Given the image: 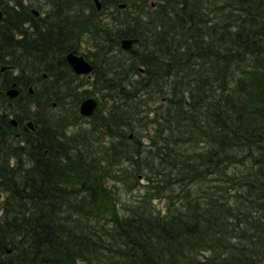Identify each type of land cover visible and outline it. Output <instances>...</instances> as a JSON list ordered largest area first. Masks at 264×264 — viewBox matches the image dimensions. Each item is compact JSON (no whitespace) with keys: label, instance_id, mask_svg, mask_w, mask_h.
<instances>
[{"label":"trees","instance_id":"16d2710c","mask_svg":"<svg viewBox=\"0 0 264 264\" xmlns=\"http://www.w3.org/2000/svg\"><path fill=\"white\" fill-rule=\"evenodd\" d=\"M98 1L43 0L36 18L0 0V53L21 71L69 72L85 40L98 53L93 82L49 89L44 133L0 167V264H264V0ZM96 85L107 105L83 118L79 89ZM138 177L145 191L119 209L116 184Z\"/></svg>","mask_w":264,"mask_h":264},{"label":"flooded vegetation","instance_id":"af4514ba","mask_svg":"<svg viewBox=\"0 0 264 264\" xmlns=\"http://www.w3.org/2000/svg\"><path fill=\"white\" fill-rule=\"evenodd\" d=\"M32 10L33 9L30 10L31 14ZM0 11H2L1 23L4 18V10L0 9ZM37 12V15L33 14L36 18L39 17V11ZM70 52L83 55L91 64L83 53L75 50ZM0 54H2L1 57L3 58V61L0 62V163L2 164H0V167H10L14 164V159L11 157L13 156L14 148L12 145H14L15 140L23 139L25 146L30 149L31 145H33L32 140L38 136L40 132L41 134L44 133L43 131L46 129L48 90L53 88L57 89L59 85L64 84L63 82L67 80L70 81L72 88L73 86L78 87L77 85L81 82H77L76 77L79 78L85 75H77L73 72L65 59L66 53L64 61L69 72H65L62 65H60L59 59L55 60L54 58L55 61L42 59L39 66L33 67L30 64L25 70L27 76L24 80L22 77L23 73L21 74L19 72L16 75L13 74L14 69L17 68L15 65L16 53H14V50L2 51ZM50 71L53 72V75H51ZM13 87L17 90V95L14 98H10L7 93ZM35 90L41 92V99H38V102L36 100L33 101ZM25 91L26 93H24ZM22 95L26 96L22 97ZM22 104L24 105V109L21 110L19 108L20 111H18V107ZM50 104L53 108H56L57 104L54 101H51ZM38 109L40 111H38ZM35 115H39L40 118L39 132L35 121ZM7 144L9 145L7 146Z\"/></svg>","mask_w":264,"mask_h":264},{"label":"rangeland","instance_id":"374dc122","mask_svg":"<svg viewBox=\"0 0 264 264\" xmlns=\"http://www.w3.org/2000/svg\"><path fill=\"white\" fill-rule=\"evenodd\" d=\"M18 1L23 6H28L30 4H36V7H34L35 9H37V4L38 3H40V4L43 3V0H18ZM8 3H9V1H8ZM28 3H30V4H28ZM37 11H39V15H41L43 17L46 14V12L48 11V8L44 7L42 10L37 9ZM111 12H115V11L111 10V9L104 10V13L101 14L99 16V18L100 19H104L106 17L108 18L110 16ZM109 19H110V17H109ZM3 27H4V22L2 21L0 23V29H2ZM91 43H92V41H90V40L89 41H86V40L83 41V43L81 44V46H80V48L78 50L80 53H83L85 56H87V59L90 60V61L93 60L95 58V56L98 54L96 48L94 47V43H92L93 46H91ZM16 56H17V54L15 55V59H16ZM17 59H20V58L17 56ZM24 59H25L24 61L19 63V64H21L24 67L23 71H21L20 69L15 68L14 71H13L14 72L13 74L16 75L19 72L21 74L23 73L22 77L25 80V78L27 76L25 70L30 66L31 60L29 59V61H26V58H24ZM113 59H114V65H118V63H121V64H124L123 66H127L129 64L128 57L126 58L124 53L123 54H121V53L115 54V57ZM118 60H122V61L119 62ZM95 78H96L95 74H93L92 72L89 75H85L83 77H81V76L79 78L76 77L77 82H82V83H84V85H88L90 82H93V80ZM39 86H41V85H39ZM98 87H99V85H96L95 87L92 86V87H89V88L83 86V87H81L79 89V91L88 89L90 91L91 96L95 97L97 99V101H100L101 109H102L103 107H105L107 105V101H106V96H104L102 93L98 92ZM24 93H26V91ZM25 96L26 95H22V97H25ZM35 100L37 102L39 101L37 99H35ZM148 104H152V103L148 102L146 104V108L147 109L149 108ZM151 106H153V105H151ZM48 108L49 107H47V111H48ZM59 109L62 111L63 107H60ZM38 111H40V110L38 109ZM57 113H59L58 109L55 111V114H57ZM152 114L153 113L149 111V113L147 115L148 119L152 118V116H153ZM146 122L147 121H145V123ZM84 126L87 127L88 125H84ZM144 126L146 127L145 129H148L150 132H151V130H154V127L149 125V124H146ZM69 133H71V131H69ZM128 134H129V136H131L130 133H128ZM104 135H105V133L100 132L99 136L102 137L101 140H108L109 137L108 136H104ZM137 135H139V134H137ZM135 137H136V135H135ZM142 143L143 144H147L148 141L144 138V139H142ZM144 185H145V182L143 181V179H141V177H138L137 183L132 189L130 188V186L123 185L122 183L116 184V186H117V190H116L117 199L119 201L118 208L120 209L123 206V204L128 205V204L134 202L145 191V188H144L145 186ZM3 196H4L3 194L0 195V222H1V216H2L1 207L3 205L2 204L3 203ZM152 206H153V208L155 210L160 211L161 213L166 211V201H164V200H155L152 203Z\"/></svg>","mask_w":264,"mask_h":264},{"label":"water","instance_id":"95a60500","mask_svg":"<svg viewBox=\"0 0 264 264\" xmlns=\"http://www.w3.org/2000/svg\"><path fill=\"white\" fill-rule=\"evenodd\" d=\"M95 8L97 10L100 9V3L98 0H93ZM120 9L124 8L125 6L123 4H120L118 6ZM37 11L35 9L32 10V14L37 15ZM2 18V11H0V20ZM136 38L131 39H122L120 41V49L124 52H131L137 43ZM65 59L73 72L77 75H89L93 70L94 67L91 65L83 55L76 54L75 52H69L66 54ZM14 86V85H13ZM8 96L10 98H14L17 95V90L13 87L8 91ZM97 106V101L94 97H88L81 101L79 107H78V113L80 116L84 118L91 117L94 112L95 108Z\"/></svg>","mask_w":264,"mask_h":264}]
</instances>
